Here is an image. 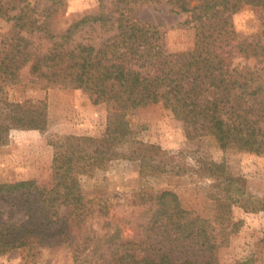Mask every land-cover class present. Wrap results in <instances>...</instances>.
Returning <instances> with one entry per match:
<instances>
[{
    "label": "trees",
    "instance_id": "16d2710c",
    "mask_svg": "<svg viewBox=\"0 0 264 264\" xmlns=\"http://www.w3.org/2000/svg\"><path fill=\"white\" fill-rule=\"evenodd\" d=\"M25 1L0 0V18L11 22L0 48V145L12 129L47 127L44 103L10 100L8 84H59L108 97L115 122L109 136L51 139L50 183L0 181V196L21 192L19 205L27 212L20 223L0 221V254L66 245L72 264H217L218 249L240 225L230 208L264 211V197L245 192L223 163L197 158L189 166L210 179L211 217L184 208L172 190L138 191L135 210L117 214L113 203L83 194L79 175L117 158L154 157L157 147L135 140L125 120L127 111L152 103L168 108L184 127L217 136L221 148L264 153V29L240 40L230 19L245 4L264 11V0H165L172 12L187 15L195 32L192 48L177 52H164L157 27L134 15L137 5L163 0H98L96 13L62 33L51 31L48 16ZM50 1L45 10L54 11ZM94 25L114 33L98 46L75 41Z\"/></svg>",
    "mask_w": 264,
    "mask_h": 264
},
{
    "label": "rangeland",
    "instance_id": "374dc122",
    "mask_svg": "<svg viewBox=\"0 0 264 264\" xmlns=\"http://www.w3.org/2000/svg\"><path fill=\"white\" fill-rule=\"evenodd\" d=\"M39 14L47 17L49 28L62 33L69 24L86 14L98 11V0H55L52 10H45L52 1L26 0ZM25 1V2H26ZM135 17L155 25L160 34L164 52L186 51L194 43V28L185 22L187 15L171 11V5L161 2H144L136 6ZM237 38L242 40L259 34L264 29V11L245 4L230 16ZM11 22L0 18V48L7 41ZM114 33L97 25L87 27L75 35V41L98 46ZM252 63L251 60L246 61ZM241 63H245L241 60ZM8 98L27 101L35 105L43 102L47 112V127L10 130L4 144L0 145V181H32L35 184L51 182L53 147L49 143L57 135L76 134L95 137L109 136L114 128V103L108 97H96L83 89L55 84L41 87L32 83L8 84ZM125 120L131 136L142 143L154 144V157L144 160L117 158L103 168L80 174L83 194L98 197L114 204L117 214H130L133 195L141 190L159 192L172 190L181 205L203 217H211L214 202L209 195L210 179L199 178L190 165L195 159L223 163L226 170L238 176L242 189L264 197V153L255 154L234 147L221 148L218 138L203 128H186L161 103H152L127 111ZM174 165V170L171 167ZM187 169V172L176 170ZM23 195L12 193L0 196V221L20 223L27 212L19 205ZM230 213L239 220L238 230L230 235L229 244L217 251V264H235L249 259V264H264V211L245 212L232 206ZM131 229L124 226V235L131 236ZM0 264H72L66 245L51 249L15 248L0 254Z\"/></svg>",
    "mask_w": 264,
    "mask_h": 264
}]
</instances>
